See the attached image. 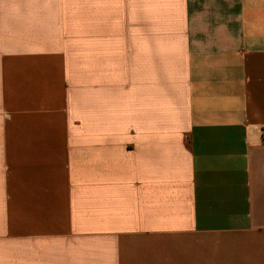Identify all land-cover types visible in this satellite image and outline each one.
<instances>
[{
    "label": "crops",
    "instance_id": "crops-1",
    "mask_svg": "<svg viewBox=\"0 0 264 264\" xmlns=\"http://www.w3.org/2000/svg\"><path fill=\"white\" fill-rule=\"evenodd\" d=\"M264 0H0V264H264Z\"/></svg>",
    "mask_w": 264,
    "mask_h": 264
},
{
    "label": "built area",
    "instance_id": "built-area-1",
    "mask_svg": "<svg viewBox=\"0 0 264 264\" xmlns=\"http://www.w3.org/2000/svg\"><path fill=\"white\" fill-rule=\"evenodd\" d=\"M263 140H264V129L262 130Z\"/></svg>",
    "mask_w": 264,
    "mask_h": 264
}]
</instances>
